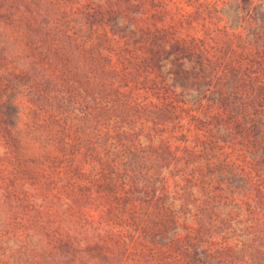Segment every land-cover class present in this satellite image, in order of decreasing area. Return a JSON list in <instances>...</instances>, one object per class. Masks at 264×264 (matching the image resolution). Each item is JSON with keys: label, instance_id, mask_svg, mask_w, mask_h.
I'll return each instance as SVG.
<instances>
[{"label": "rangeland", "instance_id": "374dc122", "mask_svg": "<svg viewBox=\"0 0 264 264\" xmlns=\"http://www.w3.org/2000/svg\"><path fill=\"white\" fill-rule=\"evenodd\" d=\"M0 264H264V0H0Z\"/></svg>", "mask_w": 264, "mask_h": 264}]
</instances>
